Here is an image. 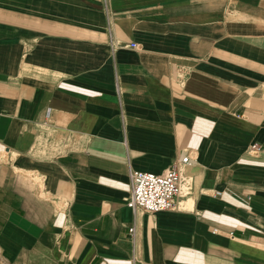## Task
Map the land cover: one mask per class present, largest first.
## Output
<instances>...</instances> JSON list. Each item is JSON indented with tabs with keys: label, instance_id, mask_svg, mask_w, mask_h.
I'll return each instance as SVG.
<instances>
[{
	"label": "crops",
	"instance_id": "crops-1",
	"mask_svg": "<svg viewBox=\"0 0 264 264\" xmlns=\"http://www.w3.org/2000/svg\"><path fill=\"white\" fill-rule=\"evenodd\" d=\"M0 264H264V0H0Z\"/></svg>",
	"mask_w": 264,
	"mask_h": 264
},
{
	"label": "built area",
	"instance_id": "built-area-1",
	"mask_svg": "<svg viewBox=\"0 0 264 264\" xmlns=\"http://www.w3.org/2000/svg\"><path fill=\"white\" fill-rule=\"evenodd\" d=\"M131 47L136 46L132 44ZM254 148L255 146L252 147ZM187 162L188 156L179 160L180 164ZM129 181L130 191L125 204L133 211L156 213L177 207V198L181 189V177L177 165H171L160 173L130 171Z\"/></svg>",
	"mask_w": 264,
	"mask_h": 264
}]
</instances>
